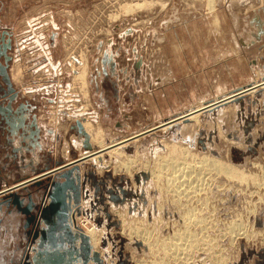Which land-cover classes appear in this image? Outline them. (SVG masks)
<instances>
[{"label":"rangeland","instance_id":"obj_1","mask_svg":"<svg viewBox=\"0 0 264 264\" xmlns=\"http://www.w3.org/2000/svg\"><path fill=\"white\" fill-rule=\"evenodd\" d=\"M132 1L152 6L145 4L116 21L118 7L131 0H0V52L10 39L7 72L14 89L10 95L18 94L14 106L27 101L35 107L38 121L52 130L44 132L40 153L17 155L0 145V175L5 183L28 175L31 158L36 167L50 160V168L82 158L89 150L84 149L78 123L100 128L106 145L151 132L122 148L125 157L137 160L132 177L117 168L118 156L105 154L109 167L92 160L79 165L82 201L73 209L82 207L83 212L76 209L79 215L73 216V227L79 229H72L89 237L93 248L90 231L95 233L101 242L94 250L103 264H141L139 260L158 261L163 256L161 251L151 253L135 236L130 238L127 225L143 219L155 233L173 234L172 221L180 217L166 191L167 179L154 183L151 173L170 146L183 145L193 153L227 159L252 171L254 161L264 163V88L198 119L162 127L192 109L264 83V0H213L215 13L210 0ZM82 56L88 60L86 95L75 82L80 68L76 59L82 63ZM4 59L1 55L3 67ZM2 80L0 76V86L7 90ZM6 103L0 96V104ZM5 139L1 135L0 143ZM91 144L93 152L100 151L92 140ZM159 182L165 191L158 189ZM43 193L42 188L31 189L36 200ZM234 194L228 190L220 203L217 200L222 221L248 216L247 203L259 201L257 194L251 198ZM260 203L258 215L249 218L263 233L251 239L237 237L233 244L228 236L223 243L227 264H264V203ZM24 218L17 217L19 222ZM9 221L13 220L6 221L7 226ZM15 244H7L4 258L22 264L26 243L19 236Z\"/></svg>","mask_w":264,"mask_h":264},{"label":"bare ground","instance_id":"obj_2","mask_svg":"<svg viewBox=\"0 0 264 264\" xmlns=\"http://www.w3.org/2000/svg\"><path fill=\"white\" fill-rule=\"evenodd\" d=\"M145 4H149L150 7L152 6V3L150 2L135 3L132 0L131 2H126V4L120 5L118 7L119 11L115 12L117 14L113 16V19H116L117 21V19L122 16L131 15ZM162 5L164 7V4ZM209 5L211 12L215 13L214 1L210 0ZM82 59V63L76 59V62H78L80 68L78 70L79 73L75 82L76 85L80 86L79 90H81V93H85L86 95L88 94L86 89V83L88 79V60L83 56ZM260 88H264V83H261L260 85L253 84L247 89H243L241 92L227 95L223 99H220V101L217 99L214 103L203 105L201 108L197 107V109H192L189 113L176 118L174 121L162 124V127H170L175 125V122L198 119L201 114L216 111L221 106L235 102V100L243 98L251 92L254 93ZM82 126L84 132H86V135L89 134L88 139L92 140L94 146L99 145L100 151L93 152L94 150L90 140L92 151H86L85 154L82 155V158L80 157L79 159H76L72 162L82 165L86 160H92L97 162V164L100 166L109 167L110 165L105 163V154L109 155L110 157L118 156L121 158V160L118 162L117 168H119V170L124 169L125 172H127L132 177V174H134L135 170L134 166H137V163H135L137 160L134 158L130 159L127 156L125 157V153L122 148H124L127 145L126 143H128L130 140V142H132L137 138L142 139L151 132L146 133L145 136L140 135V137H133L130 140L106 145L103 142L104 135L100 128L95 129L89 123H85V125L82 124ZM182 146L183 145L180 147L177 145L170 146L171 149L168 155L166 154L167 156L164 157L162 155V157L159 158L157 162L158 164H154L155 167H153V170L151 171L153 179L155 178L154 183L157 182L156 179L161 183L165 178L167 179V182L165 183L167 186L166 191L170 193L169 195L172 199L174 211L180 217V220L178 219V221H172V223H174L173 234L164 236L161 235L160 232L159 234L156 232V234L154 229L150 228L151 225L146 223L144 224L143 219V222H141L142 220L137 222L139 221L137 219V221L128 223L127 225L129 227V237L133 239L135 236V238L143 241L144 245L147 244L150 247L151 253L155 251H161L160 254H163L161 258L159 257L160 259L158 258V261L153 259L148 260L147 258L145 260H139L141 264H197L199 261H211L212 264H227L229 257L226 256L227 254L223 243L228 236L232 237L231 242L233 244V241H235V238L237 239V237L244 236L248 239H251L252 237L255 238V235L257 236L258 233H263L261 231H256L255 221L250 224L249 215L256 217L259 212V206L262 205L261 203H264V163L260 161H254L253 167L255 170L252 171L247 166H235L227 159L214 158L210 154L200 155L193 153L194 151H190L188 148ZM146 167L149 169L150 166L147 164ZM160 182L157 183L159 184V187L157 185L158 189L163 186L160 185ZM228 190H232L235 194L242 192V194L249 195L250 198L254 197V194H257L259 197V201L257 202H261V205L258 206L259 203L257 202H255L256 204L251 205L249 202L247 203L250 204L248 207L249 210L248 213L246 212L248 216L240 215L238 217L239 219L228 221L225 218L224 221H222L223 219L221 209L218 208L216 204L218 199L219 203L221 202V195H223V193L226 194ZM163 191H165V189H163ZM161 195H163V193ZM227 200H229V198ZM224 201H222L223 205L226 203ZM243 204L246 205V203ZM223 205L222 208H224ZM163 207L164 206L162 204L161 208L163 209ZM162 209H160V211H163ZM245 209H247V207ZM73 210L74 209H72V211ZM78 211L81 212L82 207L80 209L78 208ZM74 215H79V213L76 212V208L71 216V227H73ZM161 215L162 214L160 213V216ZM126 221L127 220H125V222ZM162 222L163 221L158 222L160 227ZM155 223L156 222H154V224ZM157 228L159 227L156 225V230ZM90 234L94 248L98 249V243L101 242L100 239L98 240V238H96L93 231H90ZM94 248L93 251L96 252ZM202 253H206L207 257L203 258Z\"/></svg>","mask_w":264,"mask_h":264},{"label":"water","instance_id":"obj_3","mask_svg":"<svg viewBox=\"0 0 264 264\" xmlns=\"http://www.w3.org/2000/svg\"><path fill=\"white\" fill-rule=\"evenodd\" d=\"M11 48L9 39L4 50L0 52V56H4L6 62L4 67L0 64V76L3 77L2 81L7 86V90L3 89L2 97L9 100L8 105L4 108L0 104V119L7 117L8 111H12V101L18 97L16 93H14V97H10L14 91L7 72L10 60L8 50ZM23 121L24 119H20L19 128H23ZM78 132L85 138L84 149L92 151L90 139L84 132L81 123H78ZM81 187L80 166L75 162H70L56 168L49 167L40 175L22 181L15 187L0 190V215L5 210L6 213L11 214L16 209L28 217L26 228L29 225H34L35 228L31 241L32 246L25 253L22 264H89L90 261L95 264H103L99 254L93 251L89 237L83 232L74 233L71 227L72 209L79 206L82 201ZM41 188L44 189V202L37 209V216H33L32 212L36 206L31 189L39 191ZM25 198L29 202L26 207H22ZM45 201L48 203L45 204Z\"/></svg>","mask_w":264,"mask_h":264},{"label":"flooded vegetation","instance_id":"obj_4","mask_svg":"<svg viewBox=\"0 0 264 264\" xmlns=\"http://www.w3.org/2000/svg\"><path fill=\"white\" fill-rule=\"evenodd\" d=\"M3 89L4 88L1 87L0 91L3 92L5 90ZM3 95L4 93L1 94L0 92V96L2 97ZM10 97H14V94L10 95ZM17 99L18 97L14 101H12L13 108L12 111L10 112L8 111L7 117H2L0 119V136L2 135L5 136L6 138L3 144L0 143V145H2V148H4L5 150H9L10 148L11 153L13 151L14 153L17 152V155L18 153H23L24 155L25 153L24 151H30L32 154L37 152L40 153V151L43 150L44 132L51 134L52 130L45 129L43 123L41 121H38L36 115L33 113L35 107L32 106L27 101L24 102L23 104L18 103L16 106H14L15 105L14 102H18ZM8 103L9 100L7 101L6 105H2L3 108L4 106L6 107ZM20 119H24L23 128H19L20 127L19 125L21 124V122H19ZM15 128L17 129L16 132H15ZM9 155L11 154L9 153L8 156ZM31 159H32V162L30 163V166L32 167L31 172L35 173L36 175H40L42 171L48 169L49 166L51 165L48 164L50 160H47V162L43 166L36 167L33 164L34 159L33 158ZM21 167L24 168V166ZM18 168H20V165H18ZM41 197L42 198L38 197L37 200L35 199L36 201L34 200L36 208L32 212L34 214L33 216H37L38 214L36 213L37 209L43 205L44 194H42ZM47 203L48 202L45 201V204ZM18 215H22V213L14 209L11 212V214H9V218H8L9 220L12 219L13 221H9V226L6 225L4 229L6 233H10L14 237H16L17 235H19L17 231L19 230V225H21L20 227L23 228L22 231L23 233L21 232L20 236L22 237L23 241L26 243V248L24 251V256H25V253L27 252V250H29V247L32 246L31 241L33 240L35 228L34 225H29L26 228L28 217L26 216L24 219H21V222H19L17 219Z\"/></svg>","mask_w":264,"mask_h":264},{"label":"crops","instance_id":"obj_5","mask_svg":"<svg viewBox=\"0 0 264 264\" xmlns=\"http://www.w3.org/2000/svg\"><path fill=\"white\" fill-rule=\"evenodd\" d=\"M16 72H18V74L20 75V69H18ZM72 161H75V160H70V162H72ZM26 173H28V175L26 174V176L24 178H22L20 180H13L10 183H5L6 181L4 182V176L0 175V190H5V189H8L10 187H15V185L19 184L20 182L27 180L29 177L32 178L36 175L33 172L32 173L26 172ZM8 218H9V214L6 213V210L3 212V214L1 213V215H0V261L2 263L0 262V264H10L11 263V262H6V261H8V259L6 260V258H4L5 254H7V252H8L7 244L11 243V244H13L12 246L17 245V244H15V239H17L20 236V235L16 234L17 236L14 237L10 233L5 232L4 228L7 225V223H5V222L9 220ZM21 239H22V237H21Z\"/></svg>","mask_w":264,"mask_h":264},{"label":"built area","instance_id":"obj_6","mask_svg":"<svg viewBox=\"0 0 264 264\" xmlns=\"http://www.w3.org/2000/svg\"><path fill=\"white\" fill-rule=\"evenodd\" d=\"M73 211H75V209H74ZM73 228H74V227H73ZM78 228H79V226H78ZM78 228L76 227L75 229L78 230Z\"/></svg>","mask_w":264,"mask_h":264}]
</instances>
